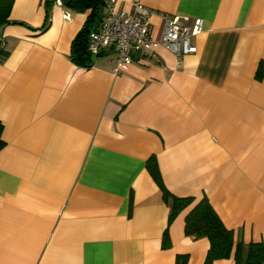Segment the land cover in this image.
I'll list each match as a JSON object with an SVG mask.
<instances>
[{"label": "crops", "instance_id": "1", "mask_svg": "<svg viewBox=\"0 0 264 264\" xmlns=\"http://www.w3.org/2000/svg\"><path fill=\"white\" fill-rule=\"evenodd\" d=\"M111 1L201 18L197 51L157 46L115 74L106 49L82 66L71 44L90 10L12 0L0 25V264H203L208 239L185 234L191 206L168 225L150 159L171 194L206 197L241 243L239 263L215 264H244L264 242V0ZM162 28L153 15L151 36Z\"/></svg>", "mask_w": 264, "mask_h": 264}, {"label": "trees", "instance_id": "2", "mask_svg": "<svg viewBox=\"0 0 264 264\" xmlns=\"http://www.w3.org/2000/svg\"><path fill=\"white\" fill-rule=\"evenodd\" d=\"M66 7L86 11L90 10L84 27L75 36L71 44V57L79 65L88 66L91 53L87 49L88 35L102 20L104 2L102 0H63ZM12 0H0V25L9 22L8 17ZM3 125L0 122V149L5 141L2 138ZM148 170L163 192L164 198L170 203L168 225L184 209L191 206L185 216L184 231L194 238L206 237L209 241L203 264H215L216 260L229 258L233 255L237 263L240 262L241 243L234 240L233 231L226 228L206 197L194 201L191 196L178 197L171 194L163 185L161 175L154 159L147 162ZM170 246L168 229L163 233L162 247ZM186 255L177 256L176 264H186ZM244 264H264V242L249 243Z\"/></svg>", "mask_w": 264, "mask_h": 264}, {"label": "built area", "instance_id": "3", "mask_svg": "<svg viewBox=\"0 0 264 264\" xmlns=\"http://www.w3.org/2000/svg\"><path fill=\"white\" fill-rule=\"evenodd\" d=\"M53 1L58 6H64L63 0ZM102 1L105 13L98 26L90 30L87 49L94 56L112 49V71L115 74L125 70L135 56H143L157 46L165 47L176 56L197 51L192 37L201 30V18L190 21L187 16L157 12L138 2L134 3L132 10L127 11L118 8L111 0ZM153 15L163 20L158 38L150 34V18ZM64 18L69 20V15L65 13Z\"/></svg>", "mask_w": 264, "mask_h": 264}]
</instances>
